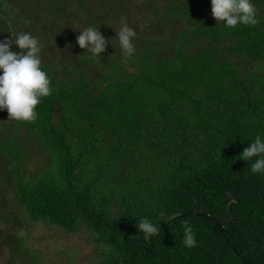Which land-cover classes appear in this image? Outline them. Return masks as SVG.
<instances>
[{
  "label": "trees",
  "instance_id": "1",
  "mask_svg": "<svg viewBox=\"0 0 264 264\" xmlns=\"http://www.w3.org/2000/svg\"><path fill=\"white\" fill-rule=\"evenodd\" d=\"M19 1L7 3L0 35L41 39L52 92L36 120L0 128V218L14 205L46 229L85 232L88 264H264V176L239 157L264 133V0H252L257 25L232 29L211 0H148L158 21L150 32L130 24L127 63L117 41L91 60L76 43L81 28L116 33L101 13L92 24L75 17L109 8L120 21L136 11L125 0H31V10ZM141 218L160 224L158 236L144 240ZM183 221L194 248L183 245Z\"/></svg>",
  "mask_w": 264,
  "mask_h": 264
},
{
  "label": "clouds",
  "instance_id": "2",
  "mask_svg": "<svg viewBox=\"0 0 264 264\" xmlns=\"http://www.w3.org/2000/svg\"><path fill=\"white\" fill-rule=\"evenodd\" d=\"M213 17L224 28L232 29L238 26H255L258 24L257 11L252 0H211ZM22 23L28 24L22 18ZM116 36L106 39L99 28L88 26L80 30L76 43L86 53H90L93 61L103 57L109 42L116 47L118 41L123 63L134 56L136 52L134 41L137 32L130 27L124 18L120 20ZM12 39L0 40V111L7 110L10 120L31 122L37 119V105L42 99L51 95V79L42 68L41 52L44 45L41 39L30 31H10ZM13 42L21 51H11ZM251 144L240 154V159L249 161L252 174L264 176V133H258ZM184 229L183 245L189 249L197 245L193 228L187 221L182 222ZM144 240L148 241L160 233V224L148 218H141L137 224Z\"/></svg>",
  "mask_w": 264,
  "mask_h": 264
},
{
  "label": "rangeland",
  "instance_id": "3",
  "mask_svg": "<svg viewBox=\"0 0 264 264\" xmlns=\"http://www.w3.org/2000/svg\"><path fill=\"white\" fill-rule=\"evenodd\" d=\"M23 1H25V3L22 2V4L24 5L20 6L23 9L25 8V4H27L28 1L29 9L30 5L32 8H35L34 6H32L35 5L34 1ZM101 1L103 3L105 2V4H108L112 8H114L115 6L116 8L118 7L117 5H114V0ZM115 1L117 2V4L121 3V0ZM17 2L19 3L20 1L0 0V20H2L3 18H9V11H7L8 8L6 7L7 3L19 5ZM125 2L127 4L125 5L128 6V8L133 7L136 10L130 11V15L126 14L125 11L123 13V18L129 24V26L130 24H135L137 28L141 29L140 31H152L151 29L157 23L158 17L155 12L149 9L148 0H125ZM89 4L92 5L91 3ZM97 10L98 9L96 7L94 14L93 12L92 14H89L91 17L93 16L92 19H90V17L85 14L84 9H82L83 15H75V17L77 16V18L79 17V19H81L82 21H89L88 23L92 24L95 22L94 16H97V13H101L100 17L109 20V22L111 23L109 28H111L112 31L116 33L115 29L118 30L121 25L120 21L117 20L118 16H115V14H111V12L117 14L121 11L114 12L109 8H106L103 11ZM127 12H129V10H127ZM18 15L20 14H17V16ZM0 23H2V21H0ZM74 24L79 28L84 23H76L75 20ZM29 27L33 29L35 26L30 25ZM20 30L21 29H16V31ZM9 33L10 29H8L7 27V29H5L4 31V36L0 35V40H3L7 35H9ZM3 114L4 110L0 111V128L7 129L12 123V120H10V118L4 119ZM6 117H9V115ZM37 159L39 158L36 157V160ZM38 167L39 164L36 161L30 162V170L33 171V174L38 171ZM41 167H43V165H41ZM8 198H10L9 195ZM9 201L11 202L12 199H9ZM15 209L16 207L14 205L10 206L8 210L10 212L12 211L11 217L7 219L0 218V264H66L69 256L73 255L75 256L73 264L89 263L95 249L94 245L89 244L85 239V236L87 235L85 234V232L81 231L76 234H67L59 228L46 229L38 223L32 221L30 218L25 219L24 215L22 214L23 211L15 212ZM14 232H19L21 234L22 240L20 237L14 236ZM17 240H21L26 249L22 252H19L18 255H15V253L17 252H15L14 246H17ZM13 257L16 260L15 262L12 261Z\"/></svg>",
  "mask_w": 264,
  "mask_h": 264
}]
</instances>
